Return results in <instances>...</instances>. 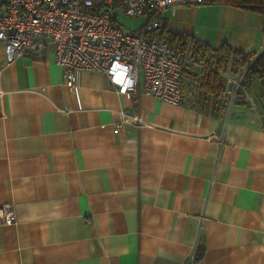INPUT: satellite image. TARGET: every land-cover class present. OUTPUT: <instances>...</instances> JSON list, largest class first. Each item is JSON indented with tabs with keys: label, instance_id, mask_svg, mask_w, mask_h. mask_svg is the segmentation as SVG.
Segmentation results:
<instances>
[{
	"label": "crops",
	"instance_id": "crops-1",
	"mask_svg": "<svg viewBox=\"0 0 264 264\" xmlns=\"http://www.w3.org/2000/svg\"><path fill=\"white\" fill-rule=\"evenodd\" d=\"M177 32L264 50L262 14L219 0L167 7ZM201 73L170 103L102 71L67 88L51 51L6 62L0 44V264H264V85L228 111L231 85L202 101ZM119 111L146 123L116 130Z\"/></svg>",
	"mask_w": 264,
	"mask_h": 264
},
{
	"label": "built area",
	"instance_id": "built-area-1",
	"mask_svg": "<svg viewBox=\"0 0 264 264\" xmlns=\"http://www.w3.org/2000/svg\"><path fill=\"white\" fill-rule=\"evenodd\" d=\"M211 1L0 0V44L6 62L21 55L42 57L51 51L67 88L75 85L79 70L102 71L117 91L127 96L143 89L156 98L180 103L184 67L193 66L197 72L205 68L203 43L195 51L191 39L179 52L160 33L163 14L172 5ZM126 16H143L144 20L137 28H125L122 18ZM245 72H220L231 85L228 111L239 101L255 106V97L244 87ZM119 113L116 130L130 122L146 123L128 112ZM0 215L4 224L16 220L14 208L8 203L0 206Z\"/></svg>",
	"mask_w": 264,
	"mask_h": 264
},
{
	"label": "trees",
	"instance_id": "trees-1",
	"mask_svg": "<svg viewBox=\"0 0 264 264\" xmlns=\"http://www.w3.org/2000/svg\"><path fill=\"white\" fill-rule=\"evenodd\" d=\"M238 7L253 10L262 14L264 19V0H219ZM169 40L176 45L179 52H183L186 45V36L181 33H172ZM201 43L196 40L195 45ZM202 57L205 68L199 78V95L201 100L207 99L212 95L213 105H219L220 98L224 90V80L220 72L228 70L231 74L246 69L244 76V87L249 90V85L258 79L264 85V50L257 55L256 53L245 52L239 48L233 47L226 41L218 46L203 44ZM196 55V53H195ZM186 73L189 71L186 70Z\"/></svg>",
	"mask_w": 264,
	"mask_h": 264
},
{
	"label": "rangeland",
	"instance_id": "rangeland-1",
	"mask_svg": "<svg viewBox=\"0 0 264 264\" xmlns=\"http://www.w3.org/2000/svg\"><path fill=\"white\" fill-rule=\"evenodd\" d=\"M144 20L143 16L139 17H123L122 22L125 28H137Z\"/></svg>",
	"mask_w": 264,
	"mask_h": 264
}]
</instances>
